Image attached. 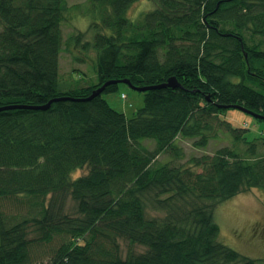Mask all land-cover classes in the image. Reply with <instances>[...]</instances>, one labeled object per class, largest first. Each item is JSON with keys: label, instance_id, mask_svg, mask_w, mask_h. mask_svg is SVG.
Returning a JSON list of instances; mask_svg holds the SVG:
<instances>
[{"label": "trees", "instance_id": "16d2710c", "mask_svg": "<svg viewBox=\"0 0 264 264\" xmlns=\"http://www.w3.org/2000/svg\"><path fill=\"white\" fill-rule=\"evenodd\" d=\"M136 1L88 0L87 29L68 44L78 63L93 51L96 80L69 86L58 57L74 7L0 0V107L60 98L0 110V264H256L218 239L213 211L264 191V137L222 116L230 105L264 115V0H150L132 19ZM123 79L148 87L130 118L103 96ZM226 132L246 155L158 160L183 158L179 136L204 147ZM120 240L142 249L124 256Z\"/></svg>", "mask_w": 264, "mask_h": 264}, {"label": "rangeland", "instance_id": "374dc122", "mask_svg": "<svg viewBox=\"0 0 264 264\" xmlns=\"http://www.w3.org/2000/svg\"><path fill=\"white\" fill-rule=\"evenodd\" d=\"M68 2L74 8L68 20L61 25L63 45L58 57V78L69 86L87 85L96 80L93 51L86 53V60L83 63H78L73 60L72 55L80 54V52L71 47L68 41L69 36L75 33L77 28L87 29L88 18L85 10L88 7V0H68ZM151 7L150 0H137L128 9V15L132 19L138 18ZM103 96L112 108L124 112L129 118L142 107L144 100V92L134 90L123 83L118 85L116 91L105 93ZM222 116L230 121L233 127L246 129L248 139L264 137V121L257 120L250 114L235 108L226 110ZM176 142L184 151L183 158L175 160L168 155H161L158 158L160 162L185 164L192 156L211 155L223 146H234L236 151L245 155L247 150V144L234 143L227 132L220 133L204 147H195L192 139L182 136H179ZM143 144L149 148L154 146L153 141L148 139L143 140ZM85 171V168L76 169L71 172L70 178L75 179ZM64 210L74 212V201L69 196L66 198ZM213 218L219 227L218 239L221 242L240 254L255 259L256 264H264V191L262 189L252 188L219 203L213 211ZM120 248L124 256L129 250L142 249L139 246H131L124 240H120Z\"/></svg>", "mask_w": 264, "mask_h": 264}, {"label": "water", "instance_id": "95a60500", "mask_svg": "<svg viewBox=\"0 0 264 264\" xmlns=\"http://www.w3.org/2000/svg\"><path fill=\"white\" fill-rule=\"evenodd\" d=\"M110 82H114V81H109V82H106L105 84H103L100 88H98L97 90H94L93 92H92V94L87 98V99H89V98H91V97H93L94 95H96V94H99L102 90H103V88L105 87V85L106 84H108V83H110ZM115 82H122V83H125V84H127L130 88H132V89H134V90H137V91H146L147 89H148V87H137V86H134V85H131V83L129 82V80H125V79H123V80H117V81H115ZM162 85H170V86H176V82H175V79L174 78H170V79H168V81L166 82V83H164V84H162ZM58 99H60V98H56V99H52V100H50L48 103H46L45 105H41V106H24V105H10V106H2V107H0V110H2V109H7V108H15V107H28V108H34V109H46V108H48L49 106H50V104H51V102L52 101H55V100H58ZM235 108V109H238V110H240V111H242V112H245V113H247V114H250L251 116H253L254 118H256V119H262V120H264V115H261V114H259V113H256V112H253V111H250V110H248V109H246V108H244V107H242V106H240V105H230V106H228V108Z\"/></svg>", "mask_w": 264, "mask_h": 264}]
</instances>
